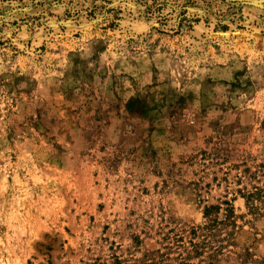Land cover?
I'll list each match as a JSON object with an SVG mask.
<instances>
[{"label":"rangeland","instance_id":"1","mask_svg":"<svg viewBox=\"0 0 264 264\" xmlns=\"http://www.w3.org/2000/svg\"><path fill=\"white\" fill-rule=\"evenodd\" d=\"M0 264H264V0H0Z\"/></svg>","mask_w":264,"mask_h":264},{"label":"trees","instance_id":"2","mask_svg":"<svg viewBox=\"0 0 264 264\" xmlns=\"http://www.w3.org/2000/svg\"><path fill=\"white\" fill-rule=\"evenodd\" d=\"M208 212H209V211H208V209H206L204 214H205V215H207V214H208Z\"/></svg>","mask_w":264,"mask_h":264}]
</instances>
